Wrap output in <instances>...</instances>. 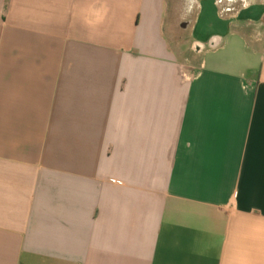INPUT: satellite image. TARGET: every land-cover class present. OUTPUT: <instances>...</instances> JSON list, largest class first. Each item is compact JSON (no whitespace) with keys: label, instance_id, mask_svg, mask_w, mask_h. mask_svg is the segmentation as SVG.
Masks as SVG:
<instances>
[{"label":"crops","instance_id":"obj_1","mask_svg":"<svg viewBox=\"0 0 264 264\" xmlns=\"http://www.w3.org/2000/svg\"><path fill=\"white\" fill-rule=\"evenodd\" d=\"M0 264H264V0H0Z\"/></svg>","mask_w":264,"mask_h":264},{"label":"rangeland","instance_id":"obj_2","mask_svg":"<svg viewBox=\"0 0 264 264\" xmlns=\"http://www.w3.org/2000/svg\"><path fill=\"white\" fill-rule=\"evenodd\" d=\"M191 30H186V29H181L179 30V36L182 37L180 43L177 46V50L180 53V56L184 59V60H188L190 58H193L195 60H198L197 55L195 54L193 48H194V42L192 39V35H191ZM170 43H171V47H175L174 45V41H173V37H170ZM197 49V48H196ZM195 63H197L195 61Z\"/></svg>","mask_w":264,"mask_h":264}]
</instances>
